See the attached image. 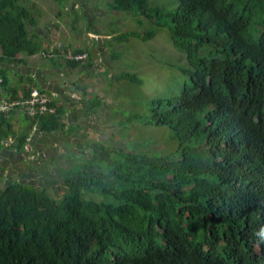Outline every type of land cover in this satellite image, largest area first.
<instances>
[{
  "label": "trees",
  "instance_id": "16d2710c",
  "mask_svg": "<svg viewBox=\"0 0 264 264\" xmlns=\"http://www.w3.org/2000/svg\"><path fill=\"white\" fill-rule=\"evenodd\" d=\"M89 1L64 0L56 17L86 18ZM17 2L0 0L3 156L8 137L7 150L22 153L28 128L58 129L62 113L48 97L53 114H26V131L10 130V114L26 111L12 101L29 97L31 84L22 82L20 95L7 65L32 55L91 62L89 49L43 46L39 24ZM113 9L151 25L116 39L147 41L165 30L186 62L178 93L125 119L156 129L153 138L167 127L161 140L173 146L95 141L59 175L41 174V184L7 179L0 165V264H264V243L254 238L264 222V0H113Z\"/></svg>",
  "mask_w": 264,
  "mask_h": 264
},
{
  "label": "crops",
  "instance_id": "0c3cea01",
  "mask_svg": "<svg viewBox=\"0 0 264 264\" xmlns=\"http://www.w3.org/2000/svg\"><path fill=\"white\" fill-rule=\"evenodd\" d=\"M74 8L77 9L78 5H74ZM74 10L73 8L69 9L70 13ZM84 11L86 18L80 15L81 17L78 19L83 23L80 28H75L69 22L67 24L62 19L56 18L49 23L37 26L36 29L41 26L38 35L43 38H41L43 46L58 41L72 49H89L91 62L87 65L75 67L58 61L43 60L37 55L28 57L25 63L7 65L10 85L18 89L20 95L24 93L22 82H27L31 84V89L34 87L51 98L52 102L61 108L62 113L61 127L58 129L50 132L41 131L35 124L28 128L29 133L24 151L19 153L13 149L9 150L10 152L7 149L3 150L5 157L0 153L1 166L8 164V161L11 160L10 155L13 154L18 164L21 162V166L35 168L36 173L45 169L49 171L52 168L56 170L55 174L59 175L61 169L74 161H71L68 155L82 154L92 142H101L106 138L102 133L103 130L108 129L113 132V125L109 122V108L104 105V97L99 95L100 91L95 84L94 73L100 68L98 63H101L106 66L105 71L108 72V76H113L110 71L114 66L106 58V54L108 49L113 48L116 44L113 41L124 42L122 39L115 38L122 28L119 21L115 26L101 22L104 17L102 9L97 7L89 9L84 5ZM109 12L116 17L125 14L117 12L116 9L109 10ZM112 27H115V30H112ZM54 35L56 36L53 37ZM92 35H97L100 39L93 40L95 38ZM118 56L115 55V57ZM19 57L24 58L25 56L20 54ZM128 66L129 64L125 62V65L117 68V71L124 74L126 71H130ZM1 98H5L2 92H0ZM92 100H99L101 106L94 109V102H90ZM8 120H14V123L17 124L13 129L16 133L26 131L28 120L25 111L12 112ZM78 137L83 138L80 148H76ZM107 137H113L112 133H109ZM12 142V138L8 137L4 142L5 148L10 147ZM67 150L70 153H67ZM38 166H41V169ZM26 167L23 168L26 169ZM40 175L38 174V176ZM51 175L52 173H50Z\"/></svg>",
  "mask_w": 264,
  "mask_h": 264
},
{
  "label": "rangeland",
  "instance_id": "374dc122",
  "mask_svg": "<svg viewBox=\"0 0 264 264\" xmlns=\"http://www.w3.org/2000/svg\"><path fill=\"white\" fill-rule=\"evenodd\" d=\"M63 1L64 0H18L17 4L25 7L33 18L36 19L37 24L42 25L57 18L55 12L61 10L60 4H63ZM112 3L113 0H90L89 6L97 7L104 11V17L101 19V22L113 24L115 26L117 21H119L125 33L132 31L145 33L150 29L151 25L147 23L146 19H134L135 17L129 16L130 14L128 16L120 14L116 17L113 13H110L109 5H112ZM65 11L69 13L68 9ZM64 19L75 28H80V26L83 25L80 20L73 22L71 14L66 15ZM138 20H140V22H138ZM37 30L40 31L41 26L37 28ZM112 30H115V27H112ZM55 36L56 35L53 37ZM92 37L95 38L93 40L100 39L97 35H92ZM113 42L116 44L113 48H109L106 54V58L114 66L110 71L113 76H108V72L105 71L106 66L101 63H98L100 68L94 73V79L96 80L95 84L100 91L99 95L104 97V105L109 108V122L113 125V132L108 129L102 131L106 137L103 140L110 142L107 136L109 133H112L114 138L112 144L122 142L123 140L126 149H130L129 140L134 139L143 142L144 144L142 145H144L145 150L148 146H154V148L160 146L161 148L158 151H162V149L169 151L171 149L170 146H173V144H163L161 140V136H165L169 132L167 127L159 131L158 135L160 138H153L156 129H153L151 126H143L138 121L127 122L125 119L132 114H139L143 117L147 114L148 105L151 101L171 98L173 93H178L182 89V85L186 83V78H184L183 75V70L186 68L184 64L186 63L185 60L180 57L179 51L173 47L169 35L165 30H159L151 40L147 41L128 38L126 42H117L116 40ZM115 55L119 56L115 57ZM125 62L129 64L128 67L130 69V71L125 72V76L131 74L137 76L138 80L136 82L135 80H129L127 78L124 80L120 79L121 72H118L117 68L123 67ZM32 90L37 89L33 87ZM37 92L45 95L38 90ZM25 114H27L26 111ZM9 124L10 130H13L17 125L14 123V120H9ZM79 139L78 137L76 148L81 147V139L83 138ZM157 140L158 142L160 141L161 144H157ZM8 152L10 151L8 150ZM67 153L70 152L67 150ZM13 156V154L10 155L12 161L10 160L8 164L1 166L6 170L7 179L41 184L44 182V177L39 178L38 174L45 172L44 175H46L50 172L52 175H56V170L52 168H50L49 171L45 169L37 173L35 168L30 169L25 166L26 169H24V166H21V164L18 165L15 156ZM76 156L77 154L68 155L71 160L75 159ZM20 167L22 168L18 169ZM38 168L41 169V166H38ZM61 171L62 169L60 172ZM3 182V180L0 181V187ZM45 185L48 189V185L52 187L55 186V184L48 181L45 182Z\"/></svg>",
  "mask_w": 264,
  "mask_h": 264
},
{
  "label": "built area",
  "instance_id": "2783aa9c",
  "mask_svg": "<svg viewBox=\"0 0 264 264\" xmlns=\"http://www.w3.org/2000/svg\"><path fill=\"white\" fill-rule=\"evenodd\" d=\"M67 59H72L71 55L66 56ZM84 55L75 56V60H82ZM32 90V89H31ZM29 97L24 100H13L12 106L24 107L29 116H39L43 114H53L55 111L49 105V98L46 95L40 94L37 90H32Z\"/></svg>",
  "mask_w": 264,
  "mask_h": 264
},
{
  "label": "clouds",
  "instance_id": "9594fccd",
  "mask_svg": "<svg viewBox=\"0 0 264 264\" xmlns=\"http://www.w3.org/2000/svg\"><path fill=\"white\" fill-rule=\"evenodd\" d=\"M254 238L256 240L257 244L264 243V222L261 226L257 227L254 232ZM259 247H263L262 245H259Z\"/></svg>",
  "mask_w": 264,
  "mask_h": 264
},
{
  "label": "bare ground",
  "instance_id": "6f19581e",
  "mask_svg": "<svg viewBox=\"0 0 264 264\" xmlns=\"http://www.w3.org/2000/svg\"><path fill=\"white\" fill-rule=\"evenodd\" d=\"M7 147H8V146H7ZM8 148H9V147H8ZM6 149H7V148H6ZM10 149H11V148H10ZM16 156H17V155H16ZM13 157H14V156H13ZM0 158H1V157H0ZM28 158H29V157H28ZM1 159H2V158H1ZM3 159H4V158H3ZM28 160H29V159H28ZM6 161H7V159H6ZM11 161H12V159H11ZM14 161H15V160H14ZM23 162H24V161H23ZM20 163H21V162H20ZM20 163H19V164H20ZM19 164H18V165H19ZM22 164H23V163H22ZM24 167H25V166H24ZM38 179H39V178H38ZM5 184H6V183H5Z\"/></svg>",
  "mask_w": 264,
  "mask_h": 264
}]
</instances>
